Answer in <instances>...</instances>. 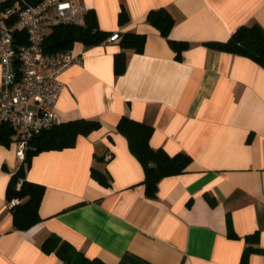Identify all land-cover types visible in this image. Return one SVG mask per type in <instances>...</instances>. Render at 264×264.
<instances>
[{"label":"crops","instance_id":"1","mask_svg":"<svg viewBox=\"0 0 264 264\" xmlns=\"http://www.w3.org/2000/svg\"><path fill=\"white\" fill-rule=\"evenodd\" d=\"M81 2L101 30L120 36L74 42L77 60L60 74L55 111L61 121L95 119L100 127L71 147L32 156L26 179L44 193L40 219L26 230L13 227L7 207L21 164L14 131L8 144L0 139V264H67L42 249L52 234L104 264H264V67L205 44L244 24L264 27V0ZM160 7L175 19L168 36L147 20ZM124 32L145 34L141 52L122 49ZM172 40L186 43L178 55ZM123 115L153 126V148L191 156L183 172L159 181L154 197L117 131Z\"/></svg>","mask_w":264,"mask_h":264},{"label":"trees","instance_id":"2","mask_svg":"<svg viewBox=\"0 0 264 264\" xmlns=\"http://www.w3.org/2000/svg\"><path fill=\"white\" fill-rule=\"evenodd\" d=\"M29 1L34 3L40 0ZM125 17V11H121L119 21H124ZM147 20L164 36H168L175 22L173 15L165 7L150 10ZM108 36L109 32L98 27L94 14L87 11L84 25L61 24L54 26L46 35L43 47L46 52L53 53L71 49L76 41L97 44L103 42ZM145 37V34L142 33L124 32L120 40L121 47L123 50L131 48L135 52H141ZM19 40L26 41L22 32L19 35ZM171 44L177 55L186 46V43L181 41L172 40ZM205 44L217 50L249 57L264 67V27L258 23L239 26L225 41H209ZM123 50L115 56V72L117 73H121L125 67L126 56ZM99 127L98 120L78 118L60 121L30 138L25 157L11 175L6 191L8 202L14 198L19 200L9 208L15 229L26 230L40 219L38 207L44 193V186L26 179V170L32 156L44 150L71 147L75 144L77 135L89 134ZM116 128L119 133L125 136L130 151L143 166V183L149 197L156 195L158 183L163 177L183 172L191 161V156L186 152L179 151L170 155L161 147L153 148L149 144L153 126L148 123L123 115L119 118ZM12 133L10 126L0 124V139L3 143H9ZM92 175L103 185L110 184L109 176L105 173L93 169ZM42 249L47 253L54 252L67 264H104L97 258L85 256L72 244L54 234L43 241Z\"/></svg>","mask_w":264,"mask_h":264},{"label":"built area","instance_id":"3","mask_svg":"<svg viewBox=\"0 0 264 264\" xmlns=\"http://www.w3.org/2000/svg\"><path fill=\"white\" fill-rule=\"evenodd\" d=\"M86 12L81 0H0V124L14 131L20 161L30 138L61 121L55 111L60 74L77 60L71 49L46 52L45 37L56 25H84ZM119 36L112 32L105 40ZM18 202L14 198L7 207Z\"/></svg>","mask_w":264,"mask_h":264}]
</instances>
